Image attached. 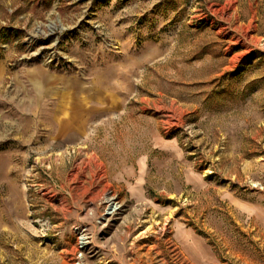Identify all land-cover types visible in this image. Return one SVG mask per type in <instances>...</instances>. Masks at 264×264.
<instances>
[{"label": "rangeland", "instance_id": "1", "mask_svg": "<svg viewBox=\"0 0 264 264\" xmlns=\"http://www.w3.org/2000/svg\"><path fill=\"white\" fill-rule=\"evenodd\" d=\"M79 226L84 264H264V0H0V264Z\"/></svg>", "mask_w": 264, "mask_h": 264}, {"label": "built area", "instance_id": "2", "mask_svg": "<svg viewBox=\"0 0 264 264\" xmlns=\"http://www.w3.org/2000/svg\"><path fill=\"white\" fill-rule=\"evenodd\" d=\"M108 199H111L113 206L116 207L114 211H111L110 213H108L109 210V206L110 203H108ZM106 210H105V215L106 216H113L119 213L121 207L118 206L117 201L115 200V198L110 197L107 198L106 201ZM76 234H77V255L74 259V264H84V253L85 251L88 249L89 245L91 244V234L88 232L87 228L84 226H79L78 228H76Z\"/></svg>", "mask_w": 264, "mask_h": 264}, {"label": "bare ground", "instance_id": "3", "mask_svg": "<svg viewBox=\"0 0 264 264\" xmlns=\"http://www.w3.org/2000/svg\"><path fill=\"white\" fill-rule=\"evenodd\" d=\"M103 203H104V202H103ZM108 203H110V206H109V210H110V211L108 212V213H110L111 211H114L116 207L113 206V203H112L111 199H108ZM102 206H103V205H102Z\"/></svg>", "mask_w": 264, "mask_h": 264}, {"label": "crops", "instance_id": "4", "mask_svg": "<svg viewBox=\"0 0 264 264\" xmlns=\"http://www.w3.org/2000/svg\"><path fill=\"white\" fill-rule=\"evenodd\" d=\"M129 171H130V170H129ZM130 172H131V171H130ZM140 182H141V181H140ZM141 186H142L141 183L138 182V183H137V187H135V188L138 190V193H139V194L142 193V191H141V188H142V187H141Z\"/></svg>", "mask_w": 264, "mask_h": 264}]
</instances>
